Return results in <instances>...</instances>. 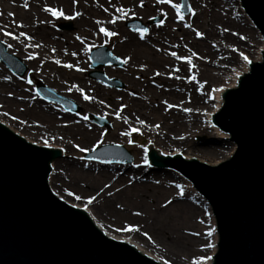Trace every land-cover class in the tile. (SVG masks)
<instances>
[{
    "label": "bare ground",
    "instance_id": "bare-ground-1",
    "mask_svg": "<svg viewBox=\"0 0 264 264\" xmlns=\"http://www.w3.org/2000/svg\"><path fill=\"white\" fill-rule=\"evenodd\" d=\"M43 1L47 2L48 0H0V9H2V12L5 10L14 12L12 17H7L0 13V27H3L5 31L13 32V35L15 36H19L20 32H25L28 36L32 37V40L36 37L38 38V34L40 32L37 26L49 19V15L46 13L48 11H45V4H43ZM50 1L58 2L59 5H49L51 8L56 7L57 10L61 9L65 13H68L67 11L72 10L73 8V10L85 13V15H79L74 20H78L79 22L81 21L82 27L80 32L85 35L86 39L96 38L98 40L100 37L104 36V33L94 31V21L104 14L102 13V4H105V0H76L75 3H73V0ZM123 1L128 2L129 5L124 6L125 8L123 10L121 9L122 12L125 11V13L129 15L138 14L143 16L144 13L148 14L153 12V9H157L156 11L162 16V18H165L164 25H168L169 28H176L175 24H171L169 19H167L171 13L169 8L164 7L165 4H158L154 0H144V6L140 7V0ZM186 1L196 10H199L205 3H209V5L214 8L215 12H212L211 14L212 22H210V28L205 33L210 36L209 38L212 39L211 41L216 42L219 47L224 46L225 48H228V46L230 47V44L228 46L226 44L231 40H239L235 35L233 36L232 34L223 31L222 28L224 27L219 28V26L232 25L228 8L223 3L225 0ZM237 2L239 3L241 10L245 12V15H247L241 0H237ZM25 3L28 4L27 8L24 7ZM111 9L114 10L113 13H120V11H118L119 8ZM82 16H85V18ZM109 18L112 17L109 16L106 20L108 21ZM247 19L251 27L254 29V32L251 30H245L243 27L245 30L244 39L246 38V40H250L253 47H246L248 52L251 53H243V56H247L250 63L245 61L242 55L239 57L236 56V52L232 49L231 50L234 53L231 54L230 57L228 56L227 58H222V56L218 55L212 48L211 44V46L209 45V47H207L208 44H205V39L197 40L193 38V44L195 46H189V48L186 47L184 50L185 52H188L193 48V51L196 52L195 55H193L194 52H189L188 54V57L193 60V70L196 75H207V77H209V75L213 77L221 76L223 79H228L226 84L224 83L222 86L215 88L212 93V106L205 112L203 117L200 115L197 116L195 113L198 108L197 106L203 100V98L198 95L201 88L192 87L190 84V86H186L183 82V80H185L186 83L191 81L186 79L187 77L184 75L186 73L185 71H187V65L185 66L184 63L177 60L175 62V58H164L162 55L160 56L157 52L153 51L150 47L156 37L154 28L148 30L143 40L136 38L133 33L131 34L130 32L127 33L121 30V26L118 25L119 23L116 24V22H110L106 26L107 28H105L108 31H115V33L120 32V34L126 38L120 41L119 45H115L112 50L110 49L113 54L119 57L122 56L120 55V53H122L124 54V57L128 55L132 60L142 59L145 61H153V63H157L158 67H162L163 65L172 66L173 64L182 66L179 73H176V75L173 74L175 83L172 81H169L170 83L165 81V83L169 87L170 85L176 84L177 80L181 82L180 79H182L183 86L185 85L186 87L185 91L188 92L187 95L191 97L193 96V101L190 103L191 106H185L191 110L187 113H183L185 112V109H183L185 107L180 110V104L175 102L171 104V101H169L170 103L165 101L166 103L160 104L157 108H154V112L151 113V115L160 118L162 122L167 125L169 121L171 124L168 126L172 129L177 130L178 128H183V130L187 129L190 131L199 130V128H201L200 119L204 118L207 127L209 126L211 128L214 138L216 140L229 143V149L226 153L225 159H208L207 161L209 164L204 162L205 164L211 166L219 165L228 161L234 155L237 147L236 142L230 139V137H232L231 134L226 129L224 130L220 128V126L212 121L214 115L217 114L224 106L225 92L238 87L241 77L251 72L252 64L262 63L264 61V35L249 15H247ZM112 20L115 19L112 18ZM17 22H20V25L22 24L23 27L15 26V23ZM128 22H130V20ZM216 22H218V24ZM243 29L240 31L243 32ZM50 34L51 32L48 31L41 32L42 36H46L44 45L49 46V44H53L57 46V41H54ZM23 39L26 38L22 36L18 39L10 38V42H8L9 45H13L12 48L15 49L14 51H17L20 55L13 53L12 48L9 49L4 41L1 39L0 41L4 44V49L5 47L7 48L6 52L20 59L26 67H31L33 71L39 72V75L44 78H48L49 81L56 78H58L59 81V75L56 76L55 73L50 75L46 67H41L40 62H38L45 60L46 54H44L43 51H40L39 55L36 54L33 50L34 48L26 46ZM236 48L238 51L243 50L241 45L236 46ZM29 56L34 58L29 59ZM121 58L123 59V57ZM55 65L57 66V64ZM103 66L105 65L98 66L97 70H101ZM152 66L156 68L155 65ZM230 67L233 68L228 70ZM104 73L107 76L113 75V73H110L109 70H105ZM118 74L119 73L116 72V75ZM183 76H185V79ZM62 81L60 82L62 85L61 88L63 90L70 91V93L77 98L78 102L76 101L75 103L78 105V110L81 114L87 112L88 114H94L96 117H102L107 113H111L117 116V112L119 111L120 118L118 119L119 121H122V129L127 128L128 125L131 126L137 122L140 123V121H145L146 116H150L146 114L147 111H145L143 106L136 103L134 99L128 98L125 94L122 95L123 99L122 102H120V95L119 97L116 95L115 98H113L114 94L112 92L108 93L99 86H86L85 90L81 88L83 90V92H81L80 88L69 87L68 85L66 86V84ZM41 84L45 85L44 82H41ZM171 88L174 89V86H171ZM147 91L155 92L153 87H147ZM107 93V96L110 99H108L107 102H104L101 99H105ZM128 93L130 92L128 91ZM84 94L93 97V99L87 101L84 100ZM22 97L23 99L21 101H16L17 99L15 100V98H12L11 100L9 99L11 108L18 107L20 109L22 115V123L20 124L23 125V132L20 134L22 135L11 129V126L6 123L0 121V124L11 130L17 136L23 138L28 144L42 148L59 150L61 154L60 156H65V158H55L49 164V173L45 179L49 192L56 195L55 190L62 188V183L65 182L62 176L63 169L66 166L67 171L71 175L68 176L70 179L69 184L72 185L71 190L68 191L73 195L80 194L81 199L78 200V202H69L58 195L56 196L62 202H69L70 205L81 210L93 226L99 230L104 237L125 243L151 261L159 264H165V261H167V264H195L197 259L192 260L187 253L179 252L190 248L198 242V239L201 238L202 234H206L207 240H210L207 244H212L214 247L209 248L207 251L208 253L202 255V257H210V259L204 260L202 264H214V254L217 252L216 246L219 242V229L216 216L213 211V206L209 200L190 178L179 170H176L175 173L171 174L169 171L170 167L153 164L149 159L147 147L143 151L147 163H145L142 167L136 165L127 167V164L130 162L125 161L123 159L124 154H121L122 152L120 153L116 149H110L109 153L106 152V149L100 150L99 152L105 160L117 161L119 163L122 161L121 164L126 165L124 167L118 166V169H116L117 166L115 165L112 166L102 163V165L96 166L93 164L80 163L72 159H67V153L65 152L73 149L85 147V149L89 150L97 145H99L97 148H100L101 146L103 147L104 145H113V141L118 140L119 132H110V134H107L105 131L98 129L95 126H89L84 123L82 115L73 116L63 112V110L59 107L44 105L34 97ZM165 99H175L174 91L172 90L169 94H167ZM101 101L104 103H101ZM122 105L124 107L123 110L120 111ZM168 105H173V107H168ZM152 111L153 110L150 109V112ZM40 138L48 139V141L53 142V145L51 147H47L46 145L34 141ZM166 139L167 137L164 140ZM181 143L182 142H180L179 139H175L174 142L168 139V143L167 140L165 142L160 141L159 144L166 147H170L168 145L173 144L178 145L175 150L171 149L170 151L169 149L162 150L152 142L150 145H152L154 149L165 158L179 157L185 161L195 160L198 162L202 160L203 157L197 154V152L199 153L201 150L196 145L189 146L187 148V152H184L183 155L180 154L177 150L181 148ZM77 145L79 147H77ZM214 151L217 152L216 154L223 153L221 149H216ZM153 169L158 170L157 172H159L161 176L159 175L158 177H155L153 175L151 176V174H147L149 173V170ZM174 174L178 175V177L181 178V181L185 182V185L175 183V186L169 185L168 188H166L165 186L169 183H173L171 180L168 181V176ZM133 179L140 181L138 183L134 182L133 184L128 185L127 183ZM102 180L105 182H113L109 188H96L98 184L103 182ZM150 181L154 183H151ZM78 183H80V187L78 186ZM116 185L120 187L115 188ZM92 190H96L94 193L96 197L92 203H89L88 201L91 196L90 194L88 196L87 193L90 191L92 192ZM150 191H152L153 198L152 196H145V193ZM188 192L191 193L189 194ZM164 195H167V198L160 203L158 197L161 199ZM182 196L184 199L178 200L179 197ZM149 199H152L153 204L149 201ZM168 201H171V203H168ZM137 212H139L140 215H136ZM137 219L140 221L142 219L148 220L146 226L154 233V238L149 237L150 234L147 231L146 234L148 236L144 235L145 232L143 233V231L135 228V226L131 227L134 223L128 225L130 222ZM198 221H203L201 223L205 224V226L200 225ZM193 228H197L196 231L199 229V232H201L200 234L198 233V237L191 234L194 230ZM209 232H211V235H209ZM169 235H171V237Z\"/></svg>",
    "mask_w": 264,
    "mask_h": 264
},
{
    "label": "water",
    "instance_id": "water-1",
    "mask_svg": "<svg viewBox=\"0 0 264 264\" xmlns=\"http://www.w3.org/2000/svg\"><path fill=\"white\" fill-rule=\"evenodd\" d=\"M241 3L264 35V0ZM183 9L188 13L186 0ZM134 22L127 25L133 27ZM6 49L0 41V62L15 75H23L25 65ZM90 60L93 68L120 64L106 46L93 49ZM89 75L121 86L103 72L94 70ZM36 90L45 100L77 111L71 99L40 81ZM224 101L212 121L237 144L228 161L211 166L165 158L150 144L147 153L153 164L190 178L213 206L219 229L214 264H264V61L252 64L238 87L225 92ZM94 122L107 124L99 117ZM103 149H116L125 161L132 160L120 145H104L85 156L95 159ZM60 155L59 150L28 144L0 124V264H159L125 243L104 237L81 210L49 192L45 182L49 164Z\"/></svg>",
    "mask_w": 264,
    "mask_h": 264
},
{
    "label": "rangeland",
    "instance_id": "rangeland-1",
    "mask_svg": "<svg viewBox=\"0 0 264 264\" xmlns=\"http://www.w3.org/2000/svg\"><path fill=\"white\" fill-rule=\"evenodd\" d=\"M154 1L157 3V0H154ZM223 3L228 8V12H229L232 25L219 26V28L224 27L222 28L223 31H225L224 29H228V31H225L226 33L232 34L233 36L235 35L239 39L238 41L231 40L229 43H227L226 44L227 46L230 44V47L228 46V48H225L224 46L219 47L218 44L214 41H211L212 39L209 38L210 36H208L205 33L209 30L210 22H212L211 14L212 12H215L214 8L211 7L209 3H205L206 5L203 4V6H201L199 10H196L192 5L188 3V6L192 10L190 11L189 9L188 13H183V10L180 7H179V10L172 7V4H177L181 6L182 5L181 0H171V3L165 4L164 7L169 8L170 13H171L170 16L167 17V19H169V22L171 24H175V27H176L173 29V28H169L168 25L167 26L164 25L165 22L161 25L160 22L162 20L164 21L165 18H162V16L156 11L157 9L156 10L153 9V12H150L148 14L144 13L143 16L138 15V14L124 15L125 11L123 12L120 11V13H117V12L113 13L114 10H112L111 8H116V9L119 8L123 10L125 8L124 6L129 5L128 2H124L123 0H105V4L104 5L102 4V10H103L102 13L104 14L100 16V18L94 21L95 23L94 31L100 32L101 27L107 28L106 26L112 21V18L115 19L116 24L119 23L118 25L121 26L120 28L121 30L127 33L128 32H130L131 34L133 33V35L139 39H140V35H139L140 30L144 28H147L148 30L151 28H154L156 37L152 43V46L150 47L152 48L153 51L157 52L160 56L162 55L164 58H168V57H169L168 59L175 58V62L177 60V61L184 63L185 66L187 65V71H185L186 73L184 75L187 77L186 79H189L191 81L186 83L185 80H183V82L186 86L190 84L192 87L201 88V91L199 92V94L197 91V94L200 95L201 98H203V100L201 102L202 104L199 103V105L197 106L198 108L195 113L197 114V116L200 115L203 117L205 115V112L208 111V109H210V107L212 106L211 105L213 102L212 93L214 92L215 88L216 87L218 88V86H222V84L224 83L226 84L228 79H225V78L223 79L221 76L213 77L209 75V77H207V75H199V74L196 75L193 70V66H194L193 60L191 59V65L188 62V58H190L188 57L189 52H194V53L196 52L193 51V48L190 49L188 52H185L184 50L186 49V47L189 48V46H195L193 44V38L197 40L205 39V44H208L207 47H209V45L211 44L212 48L216 51L218 55H221L222 58H227L228 56L230 57V55L234 53L232 50H234L236 52V56L239 57L241 56V53H249L246 47L248 46L253 47L250 40L248 41L246 40V38L244 39V32L245 30H249V31L251 30L254 32V29L249 24V21L247 19V15H245V12H243L241 8L239 7L240 5L237 2V0H225V2ZM43 4H45V8L46 7L51 8V6L49 5L59 6L58 2H51L50 0H48L47 2L43 1ZM73 9L68 10L67 11L68 13L64 12V16H61V17H56V16H53L50 12H46L49 15L48 16L49 19L48 21L40 23V25L37 26L40 32L38 34V38L36 37L34 40L23 39L24 42L26 43V46H30L34 48L33 50L36 52V54L39 55L40 51H43V53L46 54L45 60L38 61V62H40L41 67L43 66L46 67L50 75H53L54 73L56 76L59 75L60 76L59 81H58V78L56 79L52 78L53 80L49 81L48 78H44L43 76L39 75V72L33 71L31 67L26 68L24 75L20 77L15 76L9 69H7L0 62V121L6 123L7 125H10L11 126L10 128L15 130L19 134L23 132V128H22L23 125L20 124L22 123L21 122L22 115H21L20 109L18 107L11 108L10 103H9V101L12 98H15V100L17 99L16 101H21L23 99L22 96L31 97V98L34 97L36 100L40 101V103L44 105H47V106L49 105L52 107H59L61 110H63V112L68 113L66 112L65 109H63V107H61L57 103L42 101L39 98V96L36 95V92H35V82L37 80H41L42 82L45 83V85H47L48 87H51L52 89L57 91L59 94L69 97L73 99L75 102L76 101L78 102L77 98L73 96V94H71L70 91L63 90L61 88L62 85L60 84V82L63 79H65L62 82L66 84V86L68 85L69 87H78L80 89L82 88L83 90H85L86 86L87 87L92 86V85L99 86L100 88L104 89L108 93L112 92L114 94L113 98H115L116 95L117 97H119L120 95L119 97L121 99L120 102H122V99H123L122 95L125 94L128 98L134 99L136 103H139L141 106H143L145 111H147L146 114L150 115L149 117L146 116L143 124L142 123L140 124L137 122L134 125H131V126L128 125L127 128L122 129V126H123L122 121H119L117 116L111 113L109 114L107 113L105 116H102V118H105L108 121L107 125H97L93 121V118L95 117L94 114H88L87 112L81 114L80 111L74 114L68 113L73 116L82 115L84 123L88 124L89 126H95L98 129L105 131L107 134H110V132L111 133L119 132L118 140L113 141V143L117 145H122L129 151L132 157V161L127 164V167L135 166V165L142 167L145 164V161L147 160H146L145 155L143 154V151L147 147V145H149L151 142L155 143L157 147L162 150H166V149H169V151L171 149L175 150L176 147H178L177 144L168 145L170 147H166L164 145L159 144L160 141L165 142L166 140L168 143V139H170L172 142H174L175 139H179V141L182 142L180 145L181 148L177 150L182 155L184 154V152H187L188 150L187 148L189 146H192V145L198 146L201 152L199 153L197 152V154L203 157L202 160L203 159L204 160L203 161L200 160V162H203V163L204 162L208 163L207 161L208 159L215 160V159H225L226 158V153L229 149V143L216 140L211 131V128L209 126L207 127V125L205 124L206 122L204 118L200 119L201 128H199V130L190 131L187 129L183 130V128H178L177 130L172 129L168 126L171 124L169 121L167 125L166 123H163L160 118L151 115V113L154 112V108H157V106H159L160 104H164L165 101H167V103L171 101V104H173L174 102L180 104L179 106L180 110H182V108L185 106H188V105L189 107L191 106L190 103L193 101V96L191 97L187 95L188 92L185 91L186 87L185 85L183 86L182 79H180L181 82L177 80L176 84L170 85L169 87L165 83V81L167 83H170L169 81H172L175 83L173 74L176 75V73H179L177 69L181 70V67H182L181 65L173 64L172 66L163 65L162 67H158L157 63H153V61H145L142 59L132 60L131 58L128 59L129 56L127 54H126L127 56L124 57V54L120 53V55H122L120 57L115 54L113 55H115L116 57H119L122 61L127 59V63L123 62L122 63L123 65L121 67L105 66V67H102L101 70L102 71L109 70L110 73L112 72L113 75L107 76V77L117 78L122 85L121 87H109L89 77L88 72L90 69L89 68L90 50L100 45H106L107 47H109V49L112 50L115 45H119L120 44L119 42L126 38L123 37L120 34V32H117V35L115 36L109 37V36L104 35L100 37V39L98 40L96 38L86 39L85 35H83V33L80 32V29L82 27L81 21L79 22L78 20H74L75 18L78 17L75 15L77 12L80 13V15H85V13L84 12L81 13L80 11H76ZM105 9H107V11H105ZM193 11L195 15L192 14ZM0 13L7 17H12L14 15V12L10 10H5L2 12V9H0ZM70 16L75 17V18L73 19L66 18ZM109 16L112 18H109L107 21L106 19ZM181 16H183V19H180ZM83 18H85V16ZM129 20L136 21V23L134 24L135 26L133 28L128 27L127 22ZM98 21L99 23H97ZM63 22H70L71 28L67 30L59 28L60 23H63ZM216 23L218 24V22ZM18 25H20V22L15 23V26L18 27ZM186 25H191L192 27H186ZM136 26L138 27L143 26L144 28L139 29ZM243 27L245 30L243 29ZM241 28L244 30L243 32L240 31L242 30ZM43 31L51 32L50 34L51 38H53L54 41H57L58 45L55 46L53 44H49V46H45L44 42L46 40V36L41 35V32ZM196 31L201 32L203 35L200 37L196 36L195 34ZM112 32H115V31H112ZM10 33L14 34L13 32H10ZM77 37H80V39H77ZM241 37H243V39ZM10 38L12 37L5 36L3 32H0V39L4 41L8 47H9L8 42H10ZM140 40H143V39H140ZM36 44H39L41 46L34 47L33 45H36ZM238 45H241L243 47L242 51H238V49L236 48V46ZM12 46L9 47V49H11ZM14 50L15 49L12 48L13 53H15L16 55H20L17 51H14ZM172 52H175L176 56L172 57L171 55ZM72 53H76V55H72ZM121 57H123V59ZM57 60L60 61V64L56 63ZM55 64H57V66ZM65 64H73L74 67L67 68L63 66ZM152 65H155L156 68ZM141 66H144L143 70L141 69ZM233 67L228 68V70L232 69ZM116 72H118L119 74L116 75ZM157 72L159 73V75H156ZM185 76H183L184 79H185ZM5 77H8V79H5ZM29 80L32 81L31 84L28 83ZM171 86H174V89L171 88ZM147 87L148 88L153 87L155 92L147 91ZM172 90L174 91L175 99L166 100L165 99L166 95L169 94ZM128 91L130 93H128ZM9 93H11V95H9ZM108 93L106 94L105 99L102 98L101 100H103L104 102H107V100L110 99L107 96ZM150 109H152L153 111L150 112ZM183 109H189V108L185 107ZM187 112L188 111H185L183 113H187ZM85 116L88 117L87 120L84 119ZM13 117H15V119ZM155 125H159V128L155 127ZM132 128H136L139 131L132 132L131 131ZM122 133H129V135H123ZM166 137L167 139L164 140ZM45 140L48 141V139H45V138L43 139L40 138L34 141L45 145L44 143ZM129 141H132V143H129ZM52 145H53V142L48 141V144L46 146L51 147ZM98 146L99 145L95 147H98ZM95 147H92L91 149L84 151V152H81L80 148H77V149H73L65 153H67V159H72L80 163L93 164L96 166L102 165L103 163L106 165L108 164L112 166L115 165L117 166V168L115 167L116 169H118V166L119 167L126 166L124 164H121V162L119 163L117 161L115 162V161L105 160L100 153H97V157L95 159L84 158V155L88 152L90 153L93 152L94 151L93 149ZM216 149L218 150L221 149L223 153L216 154L217 152L214 151ZM107 152H110V151H107ZM60 157L65 158V156L64 157L60 156ZM157 171L158 170L156 169L149 170V173L147 174H151V176L153 175L155 177H158L159 175L161 176V174ZM169 171L172 174V173H175L176 170L169 168ZM69 175L70 173L67 171V167L65 166L63 169V175H62L65 182L62 183V188L60 189L55 188L56 189L55 193L59 197L64 198L69 202L70 201L78 202V200L75 199V197L77 196L76 194H74L75 196L73 194L71 195L69 194V191L72 188L71 187L72 185L69 184V180H70L68 177ZM168 178H169L168 181L171 180L173 181V183L172 184L169 183L167 186H165L166 188H168L169 185L175 186V183L176 184L181 183L182 185H185V182L181 181V178L178 177V175L176 174L170 175L168 176ZM102 181L103 182L98 184L96 188L97 187L106 188L105 185H108L107 188H109L111 186V183L113 182V181L105 182L104 180ZM139 181L140 180L133 179V180H130L127 184L130 185V184H133L134 182L138 183ZM152 181L150 182L154 183ZM155 181L158 182L157 180ZM78 186L80 187V183H78ZM117 187H120V186L116 185L115 188ZM95 192L96 190H92V192L90 191L87 194L88 196L90 194L91 197H96L94 195ZM188 193L190 194L191 192H188ZM78 195L80 196V194ZM145 196H152L153 198L152 191L145 193ZM166 198H167V195H164L162 196L161 199L160 197H158V200H160V203H162L161 201L165 200ZM183 199L184 197L182 196V197H179L178 200H183ZM149 201L153 204L152 199H149ZM147 222L148 220H145V219H142L141 221L137 219V220H134L133 222H130V224L128 225H131V223H134L131 225V227L135 226V228H138L140 231H143V233L145 232L144 235L146 236H148L146 234V231H147L150 234L149 237L154 238V233L151 232V230H149L146 226ZM201 222L203 221H198L200 225L205 226V224H202ZM196 229L197 228H195L193 232H191V234L201 233L199 232V229L197 231ZM169 236L171 237V235ZM195 237H198V235H195ZM209 241L207 240V235L202 234L201 238L198 239V242L196 244H194L193 246H191L190 248L184 251H180L179 253H182V252L187 253L192 260L199 259L202 257V255H205L208 253L207 251L209 250V248L203 247V246L207 245Z\"/></svg>",
    "mask_w": 264,
    "mask_h": 264
},
{
    "label": "snow or ice",
    "instance_id": "snow-or-ice-1",
    "mask_svg": "<svg viewBox=\"0 0 264 264\" xmlns=\"http://www.w3.org/2000/svg\"><path fill=\"white\" fill-rule=\"evenodd\" d=\"M75 2H76V0H73V3H75ZM157 3H158V4H168V3H171V0H157ZM143 6H144V0H140V7H143ZM24 7L27 8V7H28V4L25 3V4H24ZM172 7H173V8H176L177 10H179V7H180V6L177 5V4H172ZM45 11L50 12L53 16H56V17L64 16V12H63L62 10H57V9H55V8H48V7H46V8H45ZM105 11H107V9H105ZM118 11H122V10H121V9H118ZM190 11H192V10L190 9ZM126 14H127V13H124V15H126ZM192 14L195 15L194 11L192 12ZM75 15H76V16H79L80 13L77 12ZM66 18H68V19H73V18H75V17H71V16H70V17H66ZM180 19H183V16H181ZM111 22H112V23H115L116 21H115V20H112ZM97 23H99V21H98ZM160 23H161V25H162V24L164 23V21L162 20ZM18 27H23V25H22V24H21V25H18ZM186 27H192V26H191V25H186ZM225 31H228V29H225ZM0 32H3V34H4L5 36H11L12 39H18V38L21 37V36H22V37H25L26 39H29V40L32 39V37L27 36V34L24 33V32H20V33H19V36H15V35H13V34L10 33V32L5 31L3 27H0ZM100 32L104 33L105 36H109V37L117 35V33L112 32V31H108L107 29H105V28H103V27L100 28ZM147 32H148V29H147V28H144V29L140 30V31H139L140 39H144V38H145V35H146ZM195 34H196V36H198V37H200V36L203 35V34H202L201 32H199V31H196ZM241 38L243 39V37H241ZM77 39H80V37H77ZM33 46H34V47H40L41 45L36 44V45H33ZM9 47H11V45H9ZM53 51H54V50H53ZM72 55H76V53H72ZM171 55H172V56H176V53H175V52H172ZM193 55H195V53H193ZM241 55L243 56V53H241ZM28 58H29V59H33L34 57L29 56ZM128 59H130V58H128ZM243 59H244L245 61H248V62L250 63V61L248 60V57H247V56H243ZM123 62H124V63H127V59H125ZM188 62H189V64L191 65V59H190V58H188ZM56 63H57V64H60V61L57 60ZM63 66H64V67H67V68H72V67H74L73 64H65V65H63ZM143 67H144V66H141V69H142V70H143ZM177 71H179V69H177ZM156 75H159V73L157 72ZM5 79H8V77H5ZM193 79H194V77H193ZM28 83L31 84L32 81L29 80ZM70 90H71V89H70ZM81 92H83L82 89H81ZM9 95H11V93H9ZM83 99L87 101V100H92L93 97H91V96H89V95H87V94H84V95H83ZM101 103H104V102L101 101ZM165 103H166V102H165ZM123 107H124V106L122 105L120 111L123 110ZM168 107H173V105H168ZM185 111H189V109H185ZM13 118L15 119V117H13ZM117 118H120V117H119V111L117 112ZM84 119L87 120L88 117L85 116ZM140 123L143 124L144 121H140ZM155 127L159 128V125H155ZM131 131H132V132H137V131H139V130L136 129V128H132ZM122 134H123V135H129V133H122ZM44 143H45V145H47V144H48V141L45 140ZM129 143H132V141H129ZM77 147H79V146L77 145ZM80 151H81V152H84V151H87V149L80 148ZM145 163H147V161H145ZM105 187L107 188L108 185H105ZM69 194L71 195V193H69ZM75 199H76V200H80L81 197H80L79 195H77V196L75 197ZM93 200H95V197H90L88 202H89V203H92ZM168 203H171V201H168ZM118 207H119V205H118ZM136 215H140V213L137 212ZM130 230H132V229H130ZM193 234H194V235H198V233H193ZM209 235H211V232H209ZM203 247L211 248V247H214V245H212V244H207V245H204ZM206 259H210V257H201V258H199V259H197V260L195 261V264H202V262H203L204 260H206ZM165 264H167V261H165Z\"/></svg>",
    "mask_w": 264,
    "mask_h": 264
}]
</instances>
